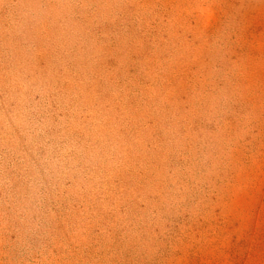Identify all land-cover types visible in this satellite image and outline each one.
<instances>
[{"label":"rangeland","instance_id":"1","mask_svg":"<svg viewBox=\"0 0 264 264\" xmlns=\"http://www.w3.org/2000/svg\"><path fill=\"white\" fill-rule=\"evenodd\" d=\"M0 264H264V0H0Z\"/></svg>","mask_w":264,"mask_h":264}]
</instances>
